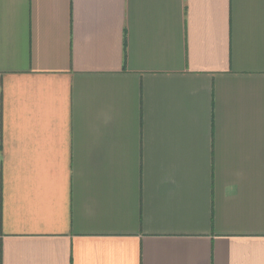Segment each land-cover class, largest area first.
Here are the masks:
<instances>
[{
	"label": "crops",
	"instance_id": "obj_1",
	"mask_svg": "<svg viewBox=\"0 0 264 264\" xmlns=\"http://www.w3.org/2000/svg\"><path fill=\"white\" fill-rule=\"evenodd\" d=\"M0 264H264V0H0Z\"/></svg>",
	"mask_w": 264,
	"mask_h": 264
}]
</instances>
